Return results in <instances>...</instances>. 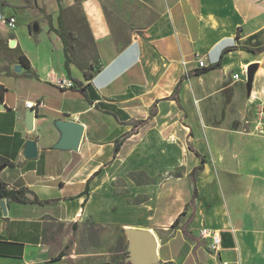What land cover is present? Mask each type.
Returning <instances> with one entry per match:
<instances>
[{"label": "crops", "instance_id": "obj_1", "mask_svg": "<svg viewBox=\"0 0 264 264\" xmlns=\"http://www.w3.org/2000/svg\"><path fill=\"white\" fill-rule=\"evenodd\" d=\"M147 1L158 16L130 28L127 41H117L120 25L103 10L93 13L101 61L91 80L74 64L67 71L64 42L50 28L33 56L11 31L31 67L18 61L7 75L12 83L0 77L7 89L0 158L12 164L0 181L30 201L49 202L4 199L0 264H126L125 256L111 262L117 230L153 233V264H264V135L233 127L243 118L253 122L256 105L264 104V0ZM44 15L57 29L54 14ZM200 58L221 67L194 76ZM251 65L257 70L249 87L242 72ZM61 79L76 89H60ZM26 101L44 104L31 131ZM222 110L227 118L219 124ZM145 120L116 152L133 123ZM60 121L83 125L77 150L57 147ZM30 140L35 159L24 155ZM202 228L220 233L217 253Z\"/></svg>", "mask_w": 264, "mask_h": 264}, {"label": "rangeland", "instance_id": "obj_2", "mask_svg": "<svg viewBox=\"0 0 264 264\" xmlns=\"http://www.w3.org/2000/svg\"><path fill=\"white\" fill-rule=\"evenodd\" d=\"M8 4L13 7H5V15H14L17 19L16 29L14 34L21 45H23L31 56L35 54L34 46L37 42L47 43L49 34V23L46 15L49 12L54 14L56 23L58 25V12L62 5L66 8L61 10L62 17L65 22L66 40L69 49V54L72 64L79 67L82 71L86 69L88 73L100 68L101 61V47L94 39L92 34V24L96 15L105 12L109 21H115L120 25L117 41H127L130 33V28L140 30L153 21L158 13L154 9V2L152 1H139V0H7ZM18 6V7H15ZM137 9L133 12V8ZM121 18L126 19L122 22ZM36 21L40 31L29 34V27H34L30 23ZM13 39V33L3 27H0V77L7 76L15 73L18 69V53L19 51L9 52L6 50L5 45L9 47V41ZM124 45H117L116 51L123 48ZM10 48V47H9ZM11 49V48H10ZM218 74L219 73H215ZM14 78V77H13ZM11 79L7 76L4 78L7 84L12 83ZM15 79V78H14ZM20 78L17 79L18 83ZM25 83V82H22ZM27 87V84H26ZM264 110V104L256 105L255 117L253 122L247 121L243 118L242 121L237 122L236 132L240 133H253L254 135H264V115H260V111ZM220 115L223 120H219V124L224 123L227 118V111L222 110ZM112 233V232H111ZM115 240L117 246L111 252L114 258L111 262H118L121 256H126L124 250L128 247L126 235L117 230L115 231ZM112 243V239L110 241Z\"/></svg>", "mask_w": 264, "mask_h": 264}, {"label": "water", "instance_id": "obj_3", "mask_svg": "<svg viewBox=\"0 0 264 264\" xmlns=\"http://www.w3.org/2000/svg\"><path fill=\"white\" fill-rule=\"evenodd\" d=\"M2 1L0 0V12L2 9ZM34 27H29V34L39 31L38 24H34ZM9 47L14 49L17 47V41L11 39L9 41ZM257 70L256 65H251L248 67V77L247 85L251 87L254 75ZM5 107L2 102H0V110H4ZM37 119V116L34 113V110H28L25 114L26 128L31 131L34 128V120ZM58 128L62 133V138L58 143L57 147L59 149L65 150H77L80 147V144L84 135V127L77 122H68L60 121L57 123ZM24 155L27 159H35L38 156V147L37 143L33 140H30L26 144V149ZM6 168L3 166L0 168V172ZM0 206L5 208V200H0ZM128 240L127 254L125 256L126 264H153L157 257V248L158 243L155 236L147 232H136L128 231L126 233ZM131 238V241L129 239Z\"/></svg>", "mask_w": 264, "mask_h": 264}, {"label": "trees", "instance_id": "obj_4", "mask_svg": "<svg viewBox=\"0 0 264 264\" xmlns=\"http://www.w3.org/2000/svg\"><path fill=\"white\" fill-rule=\"evenodd\" d=\"M2 8H5L8 6V3H6L5 1H2ZM62 12V11H61ZM46 19L48 20L49 23V28L51 31L57 33L60 38L63 40L64 45H65V54H66V62H65V66L67 71H70V64H72V60L69 54V49H68V45H67V40H66V30H65V22L63 20L62 17V13H60L59 17H58V28L56 29L53 25V21H52V16L51 15H46ZM124 47V46H123ZM5 48L7 51L9 52H13V51H19L18 53V61L20 62V64L25 67L26 69H30L31 64L29 59L20 52L18 46L14 49H10L8 47V45H5ZM254 52H262V51H254ZM221 67V62L217 63L216 65L212 66V67H208V68H204L202 70H197L193 73V75L197 76V75H202L205 73H208L214 69L220 68ZM99 71V69L97 70H93L91 73H88V71L86 69L83 70V74L86 80H91L93 78V76ZM76 84L78 86H81V83L78 80H75ZM77 86V87H78ZM73 89H76L73 88ZM79 90L84 93V89L83 88H79ZM179 90V88H178ZM7 92V89L0 83V100H3L4 94ZM154 114L152 113L151 116H153ZM149 120V119H148ZM148 120L145 121H136L133 123V129L131 131V133L124 135L123 138L119 139L116 143V152H118V150L120 149L121 145L123 144V142L131 135V134H136L138 132V129L144 125H146L148 123ZM3 166H12V164L7 161L6 159L0 158V168ZM199 170H203V165H201L200 167H198L197 169H195L192 173V178L193 180H195V175L197 173V171ZM197 191H195L194 196L197 197ZM4 199H8L12 202H16V203H20V204H40L43 205L45 203H48L49 201H40L39 199L35 198L33 201H30L26 198L25 196V192L22 189H15V188H11L9 189L8 186L6 184H4L3 182L0 181V200H4ZM193 205V202H192ZM179 222V218L175 221L174 225H177ZM61 256V255H60Z\"/></svg>", "mask_w": 264, "mask_h": 264}, {"label": "built area", "instance_id": "obj_5", "mask_svg": "<svg viewBox=\"0 0 264 264\" xmlns=\"http://www.w3.org/2000/svg\"><path fill=\"white\" fill-rule=\"evenodd\" d=\"M16 25H17V19L15 16L5 15L3 12H0V27L13 31L16 29ZM197 62H198V67L200 69L208 68V65L205 63L204 59L200 58L197 60ZM242 75H243V79L247 81L248 69H244ZM240 78H241L240 74L234 75V79H240ZM57 85L60 89H73L76 87L74 82L69 79H61L58 81ZM24 107L29 110H34V113L36 115V110L44 107V104L41 102L34 103L32 101H26L24 103ZM260 115H264L263 107L262 110L260 111ZM200 236L204 239L211 240L210 249L212 252L217 253L219 251L222 239L218 231L211 230L208 228H202L200 231ZM223 264H228V262H224Z\"/></svg>", "mask_w": 264, "mask_h": 264}, {"label": "bare ground", "instance_id": "obj_6", "mask_svg": "<svg viewBox=\"0 0 264 264\" xmlns=\"http://www.w3.org/2000/svg\"><path fill=\"white\" fill-rule=\"evenodd\" d=\"M129 229V228H128ZM153 234V233H152ZM129 241H131V238L129 239Z\"/></svg>", "mask_w": 264, "mask_h": 264}]
</instances>
